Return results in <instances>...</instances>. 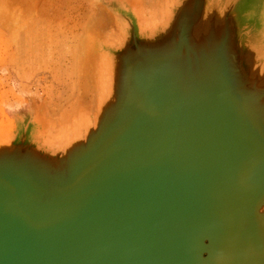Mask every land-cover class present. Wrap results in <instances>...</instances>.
I'll return each mask as SVG.
<instances>
[{
    "label": "water",
    "instance_id": "1",
    "mask_svg": "<svg viewBox=\"0 0 264 264\" xmlns=\"http://www.w3.org/2000/svg\"><path fill=\"white\" fill-rule=\"evenodd\" d=\"M119 1L82 39L121 61L114 115L63 152L30 98L0 134V264H264L263 1L165 0L145 33Z\"/></svg>",
    "mask_w": 264,
    "mask_h": 264
},
{
    "label": "rangeland",
    "instance_id": "2",
    "mask_svg": "<svg viewBox=\"0 0 264 264\" xmlns=\"http://www.w3.org/2000/svg\"><path fill=\"white\" fill-rule=\"evenodd\" d=\"M3 1L6 2V0H0V5ZM7 1L9 5L4 2L2 3L3 6H0V17L2 19H0V131L9 129L8 133L12 135L16 125L15 112L23 109L30 98L37 101H50L52 105L49 104V106L54 112L60 106L66 108L69 105V101L75 95L71 92L76 84L74 76L71 75L70 60L72 61V54L70 49L75 44L81 31L83 20L88 21L89 15L92 16L93 14H90L92 5L86 0H69L66 5H64L66 0ZM247 1H242L241 9L251 6L246 4ZM255 4L256 1L252 6H255ZM83 5L86 6L84 9ZM22 9L26 11L23 10V12ZM16 12L19 16H17ZM6 16L10 17V19ZM14 18L18 21H14ZM6 19L13 24L9 25L7 23L8 25H6ZM87 23L85 24L87 25ZM19 24L21 25L20 27ZM11 25L14 27L12 28ZM28 25L31 27H28ZM12 29L16 31L19 29V35L15 33L16 36H14ZM24 32L26 33L23 34ZM17 35L20 37L23 35V37L18 38ZM23 42L28 44L27 53L25 52V54L20 52V45H18V43L23 45ZM24 46L26 45L24 44ZM20 53H22L23 57ZM30 68H33L32 72L29 70ZM26 69L31 73L29 74ZM54 112H52V116H54Z\"/></svg>",
    "mask_w": 264,
    "mask_h": 264
},
{
    "label": "bare ground",
    "instance_id": "3",
    "mask_svg": "<svg viewBox=\"0 0 264 264\" xmlns=\"http://www.w3.org/2000/svg\"><path fill=\"white\" fill-rule=\"evenodd\" d=\"M4 2L5 1H3L2 3H4ZM7 2L8 1L6 0L5 3H7ZM119 2H120L121 6L127 7L128 9L130 8L131 11L136 15V17L138 19V24H139L140 30L143 33H145V30H147L148 25L150 23H152L154 21V19L159 18L158 12L161 11L162 7L164 6L163 0H129V2L127 1L129 4L123 2L122 0H120ZM2 3H1V5H2ZM19 3H21V2H19ZM4 7L6 8V6H4ZM5 8H4V10L8 9V8H6V9ZM14 10H16V9H14ZM23 10H25V9H22V11ZM12 14H15V13H12ZM16 14H17V16H19L17 12H16ZM5 15H6V13H5ZM15 15H14V17H15ZM2 16H3V14H2ZM22 16H23V14H22ZM22 16L20 15V17H22ZM89 16H91V15H89ZM6 17H8V16H6ZM91 17H93V15ZM4 18H5V16H4ZM8 18L10 19V17H8ZM0 19H1V17H0ZM16 20L17 19H15L14 21H16ZM6 21H5L6 25L13 24V23H11V21L9 23V20H7V19H6ZM14 21L12 20V22H14ZM92 21H94V18H92V20L90 22L92 23ZM112 21H115L116 25H119V27H121L120 26V24H121L120 20H118L117 18L115 20L113 18ZM21 22H22V20H21ZM19 23H20V21H19ZM97 23H99V21ZM97 23H95V25ZM20 24H19V27L21 26ZM17 25H15V26H17ZM105 25L106 24L103 22L102 26H105ZM29 26L30 25H28V27ZM11 27L13 28L14 26L11 25ZM16 28H18V27H16ZM86 29H89V28H86ZM18 30L16 31V30L12 29V34L14 33V36H16L15 33L18 34ZM26 32H24L23 34H25ZM34 32H35V30H34ZM85 34H86V37L88 36L87 38H89L91 40L90 43H92L94 41L95 43L100 44V43L108 42V40L111 39V36H108L107 34H105L104 31L99 32V34L96 37H93V39H91L92 37H90V35H92V34H90V35L88 33H85ZM18 35H17V37L19 38L20 36H18ZM49 36H51V35H49ZM22 37H23V35H22ZM22 37H20V38H22ZM119 37H120V35L118 36V34H117L116 36L112 37V40L120 42ZM32 39H33V37H32ZM32 39H31V41H32ZM37 40H39V39H37ZM38 42L40 43V41H38ZM23 43L26 46L28 45L26 42H23ZM86 43L87 42L84 43V41H82L80 39L76 44L73 45V48L70 49V53L72 54V57L71 56L70 57L73 58L72 63H71V75L74 76V78H76L75 80L77 82L81 78L80 83L82 86H84V91L85 92H91V94L90 95L86 94V95L72 96L71 100L68 103L69 105L66 108L64 107V105H63L64 108H62L60 106L58 109L55 110V112L52 108H50L51 106H49L50 101L49 102L43 101L41 104H39L37 106L32 105V107H30L27 110V112L31 113L30 122L31 123L33 122L31 136L33 139H35V141L36 140L39 141V139L41 140V137L47 136V135H49V133L52 134V132L54 131L55 128H56V130H59V134H61L59 141L73 137L72 139L66 140L64 142L61 141L62 142L61 147H62L63 152H65V150H67V148L70 152L75 151L76 150L75 146H77V145L80 146L83 143V140H85L86 136H88V135L90 136V135L94 134L96 132V129L98 128V126L100 125L102 120L104 119L103 116L105 113H103V112L105 110H107L108 107L111 106L110 111H109L110 112L109 116L114 115V106L113 105H114V100H115L116 95L113 94L112 88L114 86V83L118 81V79H117L118 75L116 76L115 62L120 64L121 61L117 57H114V56L111 57L108 53L104 52L103 49L100 50L99 47H95L93 50V48L90 47L91 44L89 42L87 44ZM21 44L22 43H18V45H20L19 46L20 52H24L23 54H25V52L27 53L26 48L28 49V46L26 47V46H24V44L23 45H21ZM88 45H89V47H88ZM23 46H24V49H23ZM22 50H25V51H22ZM50 52H51V50H50ZM20 55H22V53H20ZM22 57H23V55H22ZM70 62H71V60H70ZM35 64H36V62H35ZM32 69L30 68L29 70H31V72H32ZM31 72H29V74ZM50 105H52V104H50ZM105 105L107 108L106 107L103 108ZM52 112H54V117L52 116ZM1 131H2V133L0 132V134L2 136L9 134L8 133L9 129H6V131H4V130H1Z\"/></svg>",
    "mask_w": 264,
    "mask_h": 264
},
{
    "label": "crops",
    "instance_id": "4",
    "mask_svg": "<svg viewBox=\"0 0 264 264\" xmlns=\"http://www.w3.org/2000/svg\"><path fill=\"white\" fill-rule=\"evenodd\" d=\"M123 2H125V3H127V4H129L128 2H129V0H122ZM128 1V2H127ZM163 1H165V0H163ZM263 1V3H264V0H262ZM69 2V0H66V1H64V5H66L67 3ZM86 2H88L90 5H92L91 6V9L92 10H90V14H93L94 16L93 17H89V20L88 21H85V20H83V24H82V26H81V31H80V33L78 34V37H77V39H76V41H75V44L81 39H83L84 38V36H85V33H88L89 35L90 34H92V35H90V37H92L91 39H93V37H96L98 34H99V32H101V31H103V30H101V28H102V23H101V21H102V13H103V11H102V8L100 7V0H86ZM86 6H84L83 5V9L85 8ZM59 8V7H58ZM60 10H61V8H59ZM165 10V6H163L162 7V9H161V11H159L158 12V14H162L163 13V11ZM61 12V11H60ZM63 12V11H62ZM86 13V12H85ZM258 16H259V18H260V21H259V23L256 25V26H258V29H262V28H264V22L262 21V18L264 17V8H263V6L259 9V11H258ZM62 15V14H61ZM129 16L131 17V19L133 20V22L135 23V25H136V27H137V29H140V27H139V24H138V19H137V17H136V15L131 11V9L129 8ZM92 18H94V21H92V23L90 22L91 20H92ZM108 18V20H109V17H107ZM91 19V20H90ZM101 21H100V20ZM111 19V18H110ZM99 21V23H97ZM88 22V23H87ZM90 22V23H89ZM109 22H110V20H109ZM85 23H87V25L85 24ZM95 23H97L96 25H95ZM85 26V27H84ZM96 26V27H95ZM86 28H89V29H86ZM95 28V29H94ZM92 30V31H91ZM87 31V32H86ZM89 31V32H88ZM83 41V40H82ZM73 48V47H72ZM94 50V49H93ZM72 60H73V58H72ZM71 63H72V61H71ZM70 63V64H71ZM74 79H76V78H74ZM77 90H78V87L76 86V84H75V88H73V94H76L77 93Z\"/></svg>",
    "mask_w": 264,
    "mask_h": 264
}]
</instances>
